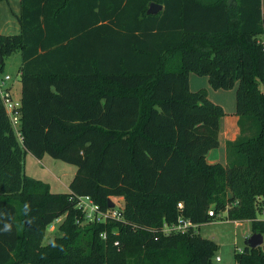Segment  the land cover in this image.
Returning a JSON list of instances; mask_svg holds the SVG:
<instances>
[{
	"label": "trees",
	"instance_id": "trees-1",
	"mask_svg": "<svg viewBox=\"0 0 264 264\" xmlns=\"http://www.w3.org/2000/svg\"><path fill=\"white\" fill-rule=\"evenodd\" d=\"M151 2L162 9L147 14ZM18 21V33L0 34V63L20 55L22 135L0 99V211L13 224L0 264H213V240L160 230L180 213L210 222L211 205L235 221L264 208V0H20ZM189 73L236 87L239 135L225 165L205 160L223 109L189 88ZM26 152L75 165L69 191L24 175ZM86 195L101 209L123 197L125 222L81 227ZM61 216V234L40 245ZM119 234L133 249L114 251ZM234 258L264 264V251L244 245Z\"/></svg>",
	"mask_w": 264,
	"mask_h": 264
},
{
	"label": "rangeland",
	"instance_id": "rangeland-1",
	"mask_svg": "<svg viewBox=\"0 0 264 264\" xmlns=\"http://www.w3.org/2000/svg\"><path fill=\"white\" fill-rule=\"evenodd\" d=\"M16 0H0V33L13 34L20 31V24L14 16V10L17 8ZM258 39L264 41V34H260ZM20 66V56L19 53H14L10 56L4 58L3 63H0V78L6 74L11 75L13 81V87L15 91V96L20 97V77L18 69ZM195 75L198 81L207 84V88L202 85H197V89L205 88L207 90L208 98L213 102L217 103L219 100H230L229 91L233 92L234 106H235V89L236 87L230 89H214L210 86L208 82V77L204 75ZM200 84V83H198ZM264 83H259V88L262 89ZM192 90H197L191 86ZM225 92V97L221 98ZM233 98L231 100L233 104ZM220 105V103H217ZM20 141V140H19ZM28 153V154H27ZM24 157L25 175L39 179L41 181L49 182L52 186L51 190L54 192H68L69 183L76 171V166L59 159H55L49 155H45L42 161L38 162L37 158L31 153L27 152ZM110 199L116 203L117 206H122L124 204L123 197L111 196ZM64 216L56 219L51 225L44 229L41 237L39 239L40 245H45L50 243L56 235H60L61 232L58 230L59 224L63 221ZM81 227L85 223H78ZM197 233L207 239H211L215 242V250L212 256L213 264H236L234 254L235 252H241L246 239L252 233V222L250 220L235 221L227 218L226 211H220L217 215L210 221L202 223L197 229ZM121 239V246L118 249H114L115 252L119 250H130L133 249L135 244L132 242L130 237L127 235H118ZM261 249L264 251V241L260 245ZM113 249V248H112ZM129 253V252H127ZM219 260H216V257Z\"/></svg>",
	"mask_w": 264,
	"mask_h": 264
},
{
	"label": "built area",
	"instance_id": "built-area-1",
	"mask_svg": "<svg viewBox=\"0 0 264 264\" xmlns=\"http://www.w3.org/2000/svg\"><path fill=\"white\" fill-rule=\"evenodd\" d=\"M12 77L9 74L0 78V99L4 107L5 113L9 119L10 125L14 134L18 140L22 141V135L20 131V97L15 96ZM259 201V199H258ZM257 201V203H258ZM76 208L81 212V219L77 220V223H105L108 220H116L125 222L123 216V205L117 206L114 203V207H107L101 209L97 203L93 201L90 196H79L76 202ZM183 208L182 202L177 203V209L181 211ZM208 216L211 218L217 215L214 209V205H211L208 209ZM250 221L264 223V208H258L256 216ZM198 224L192 222L189 218L184 217L181 213L178 215L176 221L167 223L163 222L161 227V233L168 235L171 233H192L197 232ZM101 237L106 239L107 233L102 232ZM114 245H119V241H114ZM217 260L219 257L216 258Z\"/></svg>",
	"mask_w": 264,
	"mask_h": 264
},
{
	"label": "crops",
	"instance_id": "crops-1",
	"mask_svg": "<svg viewBox=\"0 0 264 264\" xmlns=\"http://www.w3.org/2000/svg\"><path fill=\"white\" fill-rule=\"evenodd\" d=\"M16 1H17L18 5H17V8L13 12H14V16H15L16 20L18 21V16L20 13V0H16ZM0 34H4V33L2 32ZM261 42H264V41L261 40ZM192 74H195V73H189V76H188L189 88L191 90H192L191 86H193L195 89H197V87H198L197 85H202V86H205L207 88V84L205 81H204V83L202 82V80L198 81V79H196L195 75H192ZM198 83H200V84H198ZM207 90H208V88H207ZM229 92H230L229 93L230 100H228V99L223 100L222 99V100H219L217 102V103H220V106L222 107L224 114L220 117V120H219L218 146L208 150V152L205 155V160H206L207 164L219 163L221 165H225L226 164L225 144L227 141H233L239 135V126H238L239 116L235 110L236 109V89H235V106H234L233 92L232 91H229ZM222 93L224 95L221 96V98H224L226 94H225V92H222ZM232 98H233V104L231 102ZM26 153L23 156V173L25 172L24 157L28 154V153L27 154ZM44 158H45V155H43L42 158L37 159V161L40 162ZM24 175H25V173H24ZM30 178H33V176ZM34 179H36V178H34ZM46 183L49 184V182H46ZM49 187L51 190L52 186L50 184H49ZM51 191L54 192L53 190H51Z\"/></svg>",
	"mask_w": 264,
	"mask_h": 264
},
{
	"label": "water",
	"instance_id": "water-1",
	"mask_svg": "<svg viewBox=\"0 0 264 264\" xmlns=\"http://www.w3.org/2000/svg\"><path fill=\"white\" fill-rule=\"evenodd\" d=\"M162 9V5L156 2H151L146 10L147 14H156ZM2 61V54L0 52V62ZM108 207H114V202L109 198L108 199ZM264 236L261 233L253 232L246 239L245 245L250 248H255L260 246L263 243Z\"/></svg>",
	"mask_w": 264,
	"mask_h": 264
},
{
	"label": "clouds",
	"instance_id": "clouds-1",
	"mask_svg": "<svg viewBox=\"0 0 264 264\" xmlns=\"http://www.w3.org/2000/svg\"><path fill=\"white\" fill-rule=\"evenodd\" d=\"M30 212V205L25 202L23 205V214L25 217L28 216ZM11 217L8 213L4 211H0V224H2V227H0V233H11L13 230V224L10 222ZM31 222V221H29Z\"/></svg>",
	"mask_w": 264,
	"mask_h": 264
}]
</instances>
